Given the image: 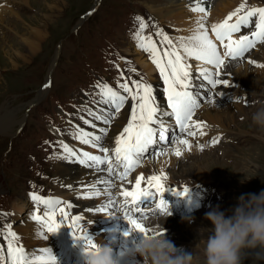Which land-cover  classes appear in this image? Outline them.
Segmentation results:
<instances>
[{"label": "rangeland", "instance_id": "obj_1", "mask_svg": "<svg viewBox=\"0 0 264 264\" xmlns=\"http://www.w3.org/2000/svg\"><path fill=\"white\" fill-rule=\"evenodd\" d=\"M9 1L13 2L11 3L12 5L9 4L7 6L9 8L8 10L15 12L18 11L20 17L16 18L13 13L7 11L4 18L8 19L10 22L7 24V21H5L4 24H0V150L4 149L6 143H9V139L7 140L6 138H2L1 135L8 132V130L17 122L15 114L17 111H21V108L16 111L14 105L25 100L28 95L31 94L29 89H27L30 85H25L23 77L27 72L33 73L37 65L42 64L44 67L48 65L54 54L55 45L63 36V49L62 52H60L61 55L57 59V63L51 66V74L53 72L52 83L55 87L54 91H58L59 93L57 95L56 102L61 107L66 110H70L74 103L79 104L83 100L90 99L89 90L91 89V85L94 87V85L98 82L108 83L106 77L111 76L114 73L113 70L109 69V63L106 62L109 57L105 56V50L100 48L98 42L93 38H82L81 30L84 26H81L80 28V25H77L76 22L78 16L84 14L91 8L93 0H56L53 2L49 0L48 3L54 5L55 7L54 13L46 5H43L46 0H30V8L28 5L24 4L22 0ZM136 1L141 3L146 8L148 13H150L148 9L149 6H157L163 4L162 2H165L164 0ZM220 1L223 2V0H217V2ZM236 1L239 3V1L243 0ZM251 1L252 0H245V5ZM261 1L264 2V0ZM129 4H131V0H101L97 8L95 18L89 21V25L99 33L101 38H105L101 32L102 25L106 26L110 30V35L115 32L120 33L116 35V37L115 35L112 36V43L114 44L115 41L119 39L116 41L115 45L117 47L125 45V51L132 53L134 59L136 60L137 57L135 55L136 53L134 52V48L137 47V42L128 46L129 43L125 37L128 31L127 23L129 16L123 24L120 22L117 23L121 8H125ZM132 6H135V4H132ZM206 18H209L208 12ZM144 19L148 24V29L152 30L150 22L146 17ZM161 22L171 24L166 21ZM23 24L26 25L25 28ZM28 27L42 29L40 35L38 36L40 39L38 41L36 39V46L34 48H28L27 45L22 44L19 36L14 35V32L11 30V28H15L20 30L22 34L27 35L29 33H27ZM97 37L98 35H96V38ZM172 37L173 41H175L174 38H177L175 36ZM252 52H254L252 53V56L255 59H258L259 63L250 67L249 70L251 73L247 75V78L249 79L248 82L246 81L245 83L244 81H241L237 76L231 77L234 82L236 80L241 81V88L243 89L240 90L243 91L242 93H245L244 101L239 100L238 102L240 106L230 108L234 117L233 120L224 125L229 128L233 135L226 138V142L220 141L211 146H209V144L210 141L213 140L212 138H210V141H207V138L204 139L200 137L201 143H198L205 146L199 151L201 154L200 156L199 153H197L199 161L203 159V153L212 152V158L216 159L218 163L211 166L212 163L210 165V158L206 157L209 158L207 159V164H209V166H205L208 169L206 181L193 182L192 172H185L181 169L180 172L184 176L182 178H178V182H175V186L178 188L177 191L183 190V187L186 186L188 191L183 195L193 194L196 195L199 200L197 203L188 204V201L181 200L183 199V195H179L178 200L174 199L173 191L171 190H166L160 194L163 200L167 199L170 202L168 204V213L170 214L166 216L167 218L174 215L181 216L180 218L188 216L193 218V221L189 225L191 226L190 229L192 228L190 231L183 229L182 232H180L171 225L169 229L168 227H164L166 231L158 230L162 232L164 231L165 237L173 243L178 251H195L194 247L198 240V230L201 228L197 225H203V223H206L204 228L211 226L210 221L204 218V214L212 207L219 206L221 211H224L226 215H230L231 209L237 205V198L240 195L249 193L258 194L261 190H264V128L256 126L251 119L252 113L256 110V108L264 106V67L258 66L264 65V44H261V46L257 49L255 47ZM68 57L70 59V63L64 65L68 60ZM61 66L64 67L66 72L64 75ZM105 73L108 74L105 75ZM254 73H256V76H253ZM148 79L149 81L151 80V75L148 76ZM259 80L261 81L260 86L253 88L252 86L257 84L256 82ZM231 88L233 90H237L239 87L232 85ZM23 89L25 90L24 92H20V94L15 95L17 91ZM44 92L45 90L38 91L37 95H42ZM232 93L233 91H231V94ZM5 100L12 102L13 105H10L8 101L5 102ZM229 103L233 104V101L230 99ZM239 107H241L245 113H240ZM201 108L202 105H200V107L196 110H200ZM46 111L47 109L45 108L42 113ZM121 112L123 115L121 116L122 121L120 127L123 129L130 116L131 106L127 108V111L124 106ZM226 117L227 116H222L221 119ZM35 118L36 117H33L31 119V123L35 121ZM212 122L216 123L214 121ZM28 126L31 127L30 125ZM44 128H46V126ZM116 128L117 126L111 124V127H109V133H114ZM172 133L174 132L172 131ZM168 134H171V132L169 133L168 131ZM214 135L215 133L213 136ZM15 141L17 144L16 149L20 148L19 143L22 146L26 144V141ZM171 148L172 146L169 147L170 150ZM224 151L227 152L224 154ZM190 153L191 151H189V154ZM3 155L4 152L0 151V192L8 191L9 187L11 191L18 192V185H21L20 176L24 174L26 170L24 169L23 164L15 161L12 166L7 165L8 167L4 169L1 164ZM182 156L183 155H180L179 158H182ZM150 158L151 157H149V155L145 156L140 165L134 169V172H137L140 175L142 174L146 177L147 174H145V172L151 170V165L149 164ZM190 161V159L184 158L183 164L186 165V167H190L192 166V161ZM242 164L243 166H241ZM63 167L64 166L61 165H55L53 175L58 179V181ZM12 169V175L17 177V184L13 182L14 179L11 176ZM46 170L49 172L48 166L46 167ZM27 175L29 179H32V174L29 171H27ZM132 183H134V180ZM61 185L62 184H60V187ZM206 186L211 187L213 190L206 188L205 191L204 188ZM75 196L80 197L81 195ZM151 197H148L147 199L150 200L151 203V207L149 208H153V203H155L154 200L159 198L158 196ZM22 200L23 199L17 200V203L23 207L27 204L26 202L23 203ZM189 202L193 201L190 200ZM148 209L144 211L145 213H148L147 216H160V212L156 211L155 208L151 211ZM156 212L158 213L156 214ZM102 213L105 214L104 212ZM169 223L171 222H168V224ZM87 232H89V235L92 236L90 233L91 231H88L87 229ZM36 249L37 247L34 246L33 250ZM58 256L60 257L59 254ZM56 261L59 264L63 262L62 260H59V258H56ZM242 264H264V259H258L255 255V250H249L247 255L244 257Z\"/></svg>", "mask_w": 264, "mask_h": 264}, {"label": "snow or ice", "instance_id": "obj_2", "mask_svg": "<svg viewBox=\"0 0 264 264\" xmlns=\"http://www.w3.org/2000/svg\"><path fill=\"white\" fill-rule=\"evenodd\" d=\"M246 9V10H245ZM193 12L204 13L196 21L195 29L189 37H178L174 42L162 29L157 28L155 35L160 38L161 46H157V42L153 40L151 34L143 35V30L148 24L142 17L136 16L134 19L139 22V28L134 38L137 41V47L149 54V59L156 69L159 76L163 80V94L167 100V108L164 111L157 103V97L154 95L152 84L142 81L132 80L131 86L128 81L119 83L118 89H114L106 82H98L94 87L98 90L100 103L108 106L107 110L95 112L87 110L88 116L93 117L96 121H101L103 125L110 126L113 119L118 117L121 109L127 102H131V112L126 125L119 134L114 137V147L103 146L105 137L108 136L109 128L100 127L98 132L86 131L83 128H75L72 132L73 138L83 145H90L98 150V154L80 149H74L68 144L60 142L62 152L59 158L76 162L86 168L95 169L96 171H106L107 178L97 180L93 184H84L81 187L83 191L79 193L85 198L98 197L102 194L109 199L106 204L97 207L95 211L105 212L112 207L118 208L123 214V218L129 224V231L135 229L143 234L152 232V228L144 225L142 220L146 218V213L139 205V201L143 197H159L155 199V210L160 213H168L167 202L163 200L160 194L166 190H171L179 195H183L188 191L185 186L183 190L177 191L173 188H165L163 180L167 179L163 171L159 175H135L134 184L127 187L121 184V191L117 193L122 199L117 201L111 192L112 188L117 187L114 180L125 182L133 173L145 155L149 153L153 145L159 142H169L168 127H166L162 117H171L174 119L175 125L178 127L181 135H173L170 143L173 145H182L184 149H191L192 144L185 138L204 136L203 129L207 126L205 122L193 119L196 109L200 107V99L198 93L193 91V66L189 64L188 58L199 62L195 66V71L199 73V79L207 82L209 91L217 85L228 84L227 80L219 79L220 69L228 60H236L243 58L246 53L254 49L258 44H264V6L247 7L245 3H241L234 11L221 21L211 24V31L216 41L225 49L223 56L217 49V44L210 39L208 28L203 22L207 16L205 7L200 6L199 0L191 8ZM233 17L235 20L233 21ZM249 25H254V30L249 34H241L238 38H234V33H241L242 29H247ZM255 63V61H249ZM210 65L212 67H205ZM264 67V65H258ZM136 71L135 68L131 69ZM123 76V73H121ZM45 84L44 87H49ZM126 94V95H125ZM207 96V93L205 94ZM211 103V100L208 101ZM85 124L96 128V124L92 120L84 119ZM219 138L210 141L211 144L218 143ZM47 143V141H46ZM202 150L203 144L198 145ZM154 151V157L167 154V150ZM175 156L181 155V148L172 149ZM145 186H142L141 182ZM105 185L103 192L97 186ZM71 188V186H67ZM30 199L37 205H43V213H39V209L31 214V220L37 222L41 229H46L47 233H55L62 226H67L74 239H79L86 246H95V241L88 235L87 229L81 226L83 217L80 215H71L68 210L72 209V204L63 201L58 197L42 196L37 192L29 193ZM63 205V207H61ZM59 212V217L56 213ZM9 213L0 212V216L7 217ZM160 233L162 231H157ZM45 240L48 235L41 230L38 233ZM128 235L127 232L124 233ZM0 236L4 238L6 247L0 246V264H56V257L50 248H43L41 255H32L26 251L21 244L20 236L13 230L10 223L0 225ZM87 250V249H85Z\"/></svg>", "mask_w": 264, "mask_h": 264}, {"label": "bare ground", "instance_id": "obj_3", "mask_svg": "<svg viewBox=\"0 0 264 264\" xmlns=\"http://www.w3.org/2000/svg\"><path fill=\"white\" fill-rule=\"evenodd\" d=\"M3 1H4V5L0 7V24H4L5 21H7V24H8L10 21L4 18L7 11L13 13L16 18H19L20 15L18 11L15 12L12 10L11 11L8 10L9 8L7 6L11 4L13 1H9V0L7 1L3 0ZM53 1H56V0H51V2ZM164 1L165 2H162L163 4L161 5L149 6L148 9L151 13L150 15L151 16L154 15L153 17L155 19L170 22L171 24L173 23L172 25L174 26V29L175 28L178 29L180 33V37H189L190 35H192L193 30L195 29V26H196L197 19L204 16V13L191 11V8L195 5L197 0H164ZM211 1L206 0L205 4L200 3L199 1L200 6L205 7L206 11L209 13V18H205L203 22L208 28L210 39H212L217 44L218 52L220 53L221 56H223L225 49L223 48L222 45H220L219 41H216L215 36L212 33L210 26L212 23H216V22L223 20L228 15V13L234 11L235 10L234 6L238 2L236 0H223V2L221 1L217 2V0H213L212 2ZM22 2L28 5V7L30 8V3H31L30 0H22ZM48 2L49 0H46V2L43 5H46L54 13V9H55L54 5ZM23 25L25 28L26 25L25 24ZM11 30L14 32V35L19 36V38L21 39L20 42L22 44L27 45L28 48H34L36 46V39L37 41L40 39L38 36L40 35L42 29L35 28V27H28L27 33L28 32L29 33L27 35L22 34L20 30H17L15 28L13 29L11 28ZM174 39H175L174 42H177V38H174ZM2 41H3V38H2ZM259 46H261V44H258L257 48ZM139 49L140 48L138 47L134 48V52L136 53L135 55L137 57L136 61L146 71V73L149 76L151 75V72H152V70L150 69L151 67L149 65V62H147L144 58H142V56L140 55ZM252 50L253 49H251L248 53H246L243 58H239L236 60L227 59L225 65L223 66V68H225V70H222L223 75H225L226 77L227 75H234V76H237L241 81H244L245 83L246 81L248 82L249 79L247 78V75L251 73V71L249 70L250 67L259 63V60L255 59L252 56V53H254L252 52ZM250 60L255 61V63H249ZM187 62L193 66V69H194L193 77H196L200 81V83L204 84L198 78V76H195L199 74L197 71H195V66L199 62L193 60L192 58H188ZM205 67H212V66L205 65ZM253 76H256V73H254ZM256 83L257 84L253 83L254 85L253 86L251 85V86L253 88L259 87L261 84V81L259 80ZM207 90H209V86H207ZM195 92L199 94V92H197L196 90ZM37 96H40V95L38 94ZM209 100H211V103L208 102ZM200 101H201L200 105H202V108L200 110L195 111L193 119L198 120V121L201 120L205 122L207 126L203 129V131L205 132L204 136H196V137L185 136V138H187L192 144L191 149L185 150L184 146L182 145H173L170 143L171 137L174 134L181 135L179 132V129L177 131H173L174 129H172L174 133H172L171 131V134H168L169 142H159L157 145H153L152 149H150L149 153H147V155L151 157L149 159L151 170L145 172V174H147L146 177L148 176V174L159 175L160 172L163 171L164 175L167 177V179H165L166 183L165 181H163L164 186L166 184L165 186L166 188H169V189L173 188L175 190L178 189L175 186V182H178L177 179L182 178L184 176L180 172L181 169L184 170L185 172L186 171L192 172L193 182L206 181V174L208 173V169L205 166H209V164H207V159L210 158L209 161H211L210 165L212 163L211 166L218 163L216 159L212 158V154H211L212 152L203 153V157H202L203 159L199 161V156L201 155L199 151L201 149L198 147V145L200 144L194 143L195 139L200 140V137L204 139L206 138L210 139L212 138L213 134L216 132H220V135H223L224 133L223 136H226V137L233 135V133L229 130V128L224 125L231 122V120H233L234 118L230 108L231 107L235 108L236 106H240V105L238 103L231 104L229 103V101H227L226 103L223 102L222 99L214 96V89H211V92L207 93V96L205 95L203 100L200 99ZM157 103L160 105V107H163L164 111H169V109L167 108V101L165 103H162V101L158 99ZM239 112L242 114L245 113L241 107H239ZM222 116H227V117L224 119H221ZM212 121L216 123H213ZM175 126L176 125H174V127ZM176 128L178 127L176 126ZM116 135H117V132L114 133L113 136L110 138V143L112 144L111 147H114V137ZM211 145H214V144L210 143L209 146ZM71 146L74 149L81 150V149L89 148L90 145H83L79 142L76 145H71ZM170 146H172L171 150L169 149ZM176 147L181 148V155H183L182 158H179L174 155L172 149ZM153 150H156V151L167 150V154L153 158L154 157ZM189 151H191L192 156H191V153L189 154ZM226 152L224 151V154ZM197 153H199V156ZM206 157H209V158H206ZM184 158L190 159L192 161V162L190 161L192 163L191 164L192 166L186 167V165L183 164L185 162V161L183 162ZM241 166H243V164ZM150 172H153V173H150ZM103 173L104 171L100 172V171H96L95 169H90V168H86L84 170L80 167L75 168V167L64 166L61 170L60 179L58 181L59 186L60 184L62 185L61 187L56 188V190L64 198H70L72 200V202L74 203L76 207V210L79 212V215L83 217V220L81 221V225L87 227L88 231H91L90 233L92 234V236L89 235V232H87L88 235L91 236L93 240H102L103 242L110 244L113 249V254L115 255L118 252L127 251L129 248H131L134 242L139 240L142 237L143 233L139 231H129L130 226L128 222L123 218V216H120V217L117 216V214L120 213V211L116 207L110 208V210L105 214H103L102 212H97V211L95 212L93 210H88L89 208H92L94 206H102L106 204L109 198L105 195L103 196L101 195L99 197H89V198H85L82 195L80 196L79 191L80 192L83 191V188L81 186L84 184H93L97 180H100L102 178H107L108 176H104ZM135 175H140V174L133 171V173L129 175L128 180L125 182L115 180L113 178L114 183L117 185V187L112 188L111 192L113 193V196L115 197L117 201L122 199L121 197L117 195V193H119L118 191H121L120 185L124 184L130 188L131 185L134 184L132 183V181L134 180ZM141 183H142V186H145L143 181ZM69 185L71 186V188L67 187ZM97 186L100 189H104L105 187V185L103 184H98ZM65 187L73 191H68ZM115 191H117V193ZM178 191H181V190H178ZM75 195H79L80 197H77ZM173 196H174V199L178 200L179 194L173 192ZM144 199H148V197H143L142 200ZM197 199L198 198L196 197V195H193V194L183 195V200L193 201V202H189V204L196 203ZM142 200H140L139 203ZM22 201L23 203L25 202L24 200ZM165 201L167 202V204L170 203L169 200L167 199ZM149 207H150L149 205L146 206V210ZM83 208H86L87 210L83 211ZM152 209L153 208H149L148 210L151 211ZM147 214L148 213H146V218H144L142 222L148 228H152L158 231L160 230L162 226L168 227L169 229L171 225V226H174L175 229L180 232H182L183 229H186L188 231L192 229V228L190 229L191 226H189L190 223L188 222V220L180 218L181 216L174 215L169 218L166 217L167 219L165 218L163 220V217L161 216H158V215L147 216ZM192 221H193V218H192ZM168 222H171V223L168 224ZM27 226L28 224L22 227L21 229L27 230ZM197 226L204 228V226H206V223H203V225L201 224ZM125 232L128 233L127 236L124 235ZM24 240L27 244V252H29L32 255L38 256L42 254L41 250L37 246L49 248L47 240H45L42 236H40L37 233L33 234L31 237L24 235ZM34 246L37 247L36 250H33ZM58 254L60 255V257L58 256ZM53 255L56 258H59V260L63 261L60 264H68L69 262L73 264H83V259H78L75 256L69 255L68 253L65 252L64 249H59L53 252ZM56 264H59V263L56 261ZM121 264H143V262L141 258H139L138 256L125 255L121 257Z\"/></svg>", "mask_w": 264, "mask_h": 264}, {"label": "clouds", "instance_id": "obj_4", "mask_svg": "<svg viewBox=\"0 0 264 264\" xmlns=\"http://www.w3.org/2000/svg\"><path fill=\"white\" fill-rule=\"evenodd\" d=\"M251 119L256 126L264 128V106L256 108ZM237 200L230 215L219 206L204 214L211 226L198 230L195 251H178L164 231L157 233L153 229L127 251L115 255L111 245L102 240H94V247L80 240L83 264H121V257L125 255L138 256L143 264H242L249 250H255L256 257L264 259V190L258 194H242ZM160 216L164 220L167 214L160 213ZM182 219L192 222L190 216Z\"/></svg>", "mask_w": 264, "mask_h": 264}]
</instances>
